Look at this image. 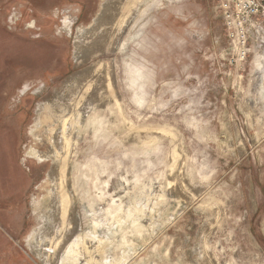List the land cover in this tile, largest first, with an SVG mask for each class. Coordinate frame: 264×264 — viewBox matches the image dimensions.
Instances as JSON below:
<instances>
[{
	"label": "rangeland",
	"instance_id": "rangeland-1",
	"mask_svg": "<svg viewBox=\"0 0 264 264\" xmlns=\"http://www.w3.org/2000/svg\"><path fill=\"white\" fill-rule=\"evenodd\" d=\"M232 8L0 0V264H44V242L27 240L56 224L52 160L26 153L49 151L48 122L32 132L83 79L101 122L76 130L69 154L71 223L89 247L78 264H264V6L227 18Z\"/></svg>",
	"mask_w": 264,
	"mask_h": 264
},
{
	"label": "bare ground",
	"instance_id": "bare-ground-1",
	"mask_svg": "<svg viewBox=\"0 0 264 264\" xmlns=\"http://www.w3.org/2000/svg\"><path fill=\"white\" fill-rule=\"evenodd\" d=\"M119 14L116 20H114V22L112 23L114 24V26L119 25V22L124 17L121 14L119 16ZM110 31L112 30L108 29V31H106L105 34L109 35ZM76 43H78L79 46V44L82 43V39L77 38ZM263 57L264 56H262V58ZM258 65L260 66V64ZM132 74L134 75V77L132 78V83L135 84L138 82L137 79L141 75L138 70L132 71ZM81 85L82 87L81 89H79L80 91H78L74 97H69L67 99H62V100L57 98L59 100H56L55 102L52 101L54 103L47 106L48 113L45 114L44 119L40 123V126H37L35 130H33L32 132V134L36 138L40 139L41 136H44L43 134L45 132L43 133L40 132L39 130L40 128H42L43 124L48 122V124L46 125L49 127V130L51 131L49 151L42 152L36 150L35 148L29 147L31 149L28 151V153H26L28 154V156L36 157L40 160L46 158L48 159L50 158L52 160V168L49 173L51 188L48 190V197H49L48 204L51 206L50 209L54 210L55 212L54 215L55 221L54 220L53 221L56 222V224L53 226L54 229L50 233L45 232L44 230H41V232L40 230L34 231L27 240V245H28L27 247L29 248L33 245L37 246L36 244L37 242L38 243L40 241L44 242L42 244L39 243L38 245V248L40 247L41 249L40 252L42 253V261L44 264H53L54 255H56L57 257L55 264H78V260L82 256V254L89 252V247L85 243V238H84L85 235L75 234L73 225L71 223V219L73 218V212H72L69 187L67 184L68 183L67 180H69L67 179L69 172L68 171L69 154L72 146L71 143L74 141V133L76 134L75 131L82 128L85 129L86 127H91L93 130H95V125L101 122L98 118V115L94 114L95 116H92L89 111L90 105L94 103L93 99L94 98L99 99L100 96L99 91L97 89H93L92 84L90 83L89 80L83 79L79 87ZM69 96H73V94L72 95L69 94ZM55 121L59 123V126L57 128L51 129L49 124H52ZM104 194H102L103 197ZM105 197H109V196L105 195ZM109 201L111 202V203L109 202L111 205L106 204L105 209L103 208V213L105 215H115L117 211L120 210L122 204L121 202L115 203V201L111 197L109 198ZM88 203H87L88 208L90 210H94L93 202L89 201ZM38 204L40 205V203ZM34 206L36 207V205ZM43 207L45 209L48 208L47 204L46 207L45 206ZM89 221L92 230L96 231L98 218L92 216V218H90ZM133 227L134 230L140 231V227H141L140 225L136 224ZM121 238L123 243L127 242L124 235H122ZM60 241H63V243L59 244ZM96 249L99 252L102 251L103 250L102 245L99 244V246L96 247ZM90 264H94V263L91 262ZM95 264L98 263L96 262Z\"/></svg>",
	"mask_w": 264,
	"mask_h": 264
},
{
	"label": "built area",
	"instance_id": "built-area-1",
	"mask_svg": "<svg viewBox=\"0 0 264 264\" xmlns=\"http://www.w3.org/2000/svg\"><path fill=\"white\" fill-rule=\"evenodd\" d=\"M220 4V8L224 10L225 13L229 11L230 8L231 11L229 12V15H227V18L231 16L234 11L236 12L237 16H244L245 18L250 17L252 15H256L260 8L264 6V0H216ZM239 25H242V21L239 20ZM229 28V26H228ZM239 44V51H241L243 57L245 56L244 50H246V38L243 37L242 41Z\"/></svg>",
	"mask_w": 264,
	"mask_h": 264
}]
</instances>
